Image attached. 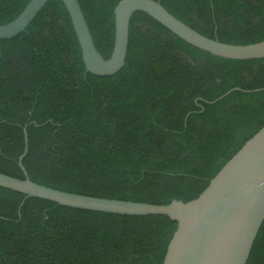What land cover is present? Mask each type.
Here are the masks:
<instances>
[{"label":"trees","instance_id":"obj_1","mask_svg":"<svg viewBox=\"0 0 264 264\" xmlns=\"http://www.w3.org/2000/svg\"><path fill=\"white\" fill-rule=\"evenodd\" d=\"M28 1L0 0V24ZM119 1L77 0L104 59ZM159 2L208 38L264 40V0ZM261 88L264 58L212 56L140 11L124 66L92 75L64 5L49 0L24 32L0 40V172L23 178L25 129L31 181L102 198L187 202L264 125ZM175 228L165 216L70 208L0 187V264H161ZM246 264H264V220Z\"/></svg>","mask_w":264,"mask_h":264},{"label":"water","instance_id":"obj_2","mask_svg":"<svg viewBox=\"0 0 264 264\" xmlns=\"http://www.w3.org/2000/svg\"><path fill=\"white\" fill-rule=\"evenodd\" d=\"M48 1L29 0L16 18L0 24V40L12 39L24 32ZM57 1L68 13L85 71L95 76L113 75L124 66L129 23L137 11L147 14L179 39L212 56L228 60L264 58V40L245 45L223 43L193 30L169 13L159 0H120L113 9L112 50L104 59L94 46L77 0ZM26 152L24 129V148L17 162L23 178L0 172V187L24 194L25 198H38L70 208L119 215L165 216L176 223V228L161 264H246L264 220V125L220 168L206 188L187 202L174 199L168 204H151L51 188L28 178L22 165Z\"/></svg>","mask_w":264,"mask_h":264}]
</instances>
